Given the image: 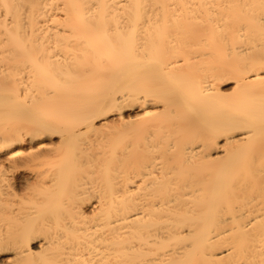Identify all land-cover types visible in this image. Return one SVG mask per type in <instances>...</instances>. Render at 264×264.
<instances>
[{"label": "bare ground", "instance_id": "obj_1", "mask_svg": "<svg viewBox=\"0 0 264 264\" xmlns=\"http://www.w3.org/2000/svg\"><path fill=\"white\" fill-rule=\"evenodd\" d=\"M7 256L264 264V0H0Z\"/></svg>", "mask_w": 264, "mask_h": 264}, {"label": "rangeland", "instance_id": "obj_2", "mask_svg": "<svg viewBox=\"0 0 264 264\" xmlns=\"http://www.w3.org/2000/svg\"><path fill=\"white\" fill-rule=\"evenodd\" d=\"M225 93L227 96L232 97L234 94V87L232 85H228L227 87H225ZM130 115V118L135 119L137 118L140 113L138 111H132L131 113H128ZM136 129L135 127H131V126H118L117 128L110 130V131H105L101 134H99V136L105 141L107 142V145H113L116 143H124V142H133V139H135L136 136ZM57 143V141H55ZM50 144V143H47ZM23 154L21 157L18 158L19 161L21 162H25L29 159V153H30V149H25L22 150ZM36 149L33 151L35 152ZM34 169H24L20 174L17 175L16 179L19 183V185L22 187L26 182L31 181L32 178H34ZM93 203L87 205L85 207V209L88 212H91L93 210L92 207ZM9 259L10 257H2L0 259V264H9Z\"/></svg>", "mask_w": 264, "mask_h": 264}]
</instances>
